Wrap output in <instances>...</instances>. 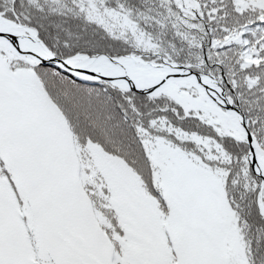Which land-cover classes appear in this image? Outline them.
<instances>
[{
	"label": "snow or ice",
	"instance_id": "1",
	"mask_svg": "<svg viewBox=\"0 0 264 264\" xmlns=\"http://www.w3.org/2000/svg\"><path fill=\"white\" fill-rule=\"evenodd\" d=\"M0 264H264V0H0Z\"/></svg>",
	"mask_w": 264,
	"mask_h": 264
}]
</instances>
